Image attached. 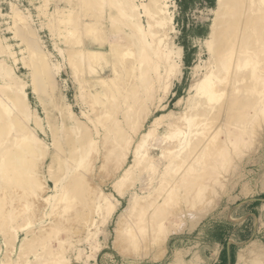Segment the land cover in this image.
Segmentation results:
<instances>
[{"label":"rangeland","instance_id":"obj_1","mask_svg":"<svg viewBox=\"0 0 264 264\" xmlns=\"http://www.w3.org/2000/svg\"><path fill=\"white\" fill-rule=\"evenodd\" d=\"M179 1L0 0V68H4L0 73V182L17 165V192L26 184L45 200L55 195L57 186L62 184L68 196L65 194L57 205L51 201L36 213L25 207L21 212L13 204L5 213L0 211V263L49 264L57 257L59 264H264V204H244L237 212L233 209L264 196V95L260 99L263 106L258 105V111L253 113L260 83H248V89L234 93V97L228 90L236 77L233 74L229 80L227 76L217 83L227 85L224 95L216 99L218 102L204 107L196 105L209 99L205 90L196 95V85L208 69L219 63V43L211 35L218 4L217 0H187L181 8ZM145 4L149 5L148 15ZM250 6L254 19L256 4L248 2L247 8ZM158 7L174 15V21L164 31L153 26L159 17ZM26 23L23 36L21 28ZM240 24L239 33L244 31ZM227 28H222L221 38ZM29 40L45 52L43 60L33 57ZM89 50L99 52L94 61L86 55ZM128 67L131 74H127ZM114 72L122 74L118 81L110 83L111 90L107 91V85L101 82ZM125 78L127 86L122 82ZM116 87L119 92L123 88L121 94ZM16 94L17 107L13 103ZM135 103L144 105L142 113L134 118L136 122L132 118L135 111L131 106L127 108V104ZM231 108L245 113L243 118L233 115L230 119L234 125L238 122L228 129L232 136L224 154L213 158L211 153L215 150H210L199 158L193 157L199 149L201 134L193 146L188 145L191 150L183 149L186 153H182V159L168 155L173 144L177 145L189 130L197 128L201 119L205 120L203 117L185 124V119L176 122V118L185 113L192 117L199 111L208 119L203 124L215 128ZM213 114H221L213 121L215 124L210 119ZM144 116L141 130L138 127ZM174 121L180 130L171 136ZM153 123L155 131L143 141V133ZM211 126L209 130H213ZM117 128H124L127 135L120 139ZM83 141L84 150L91 151L76 166L72 149L76 142ZM140 143L144 146L142 154L148 153L147 157L142 162L139 159L141 163L132 175L118 183L123 170L113 177V172L104 167L105 153L110 156L115 152L112 157L117 159L112 166H121L128 155L124 169L129 168L135 163V147ZM107 144L110 147L105 152ZM173 158L175 162H171ZM89 178L117 207L105 220L92 213L95 209L84 201ZM201 188L206 192L204 200L193 202L190 210L187 196ZM22 195L17 193V198L25 199ZM137 196L155 200L146 219L159 216L153 215L156 203L166 199L164 209L171 210L182 199L186 214L183 220L187 221L177 233L168 236L161 257L149 235L151 224L145 225L144 232L136 238L131 255H121L114 246L120 218ZM245 213L251 216L238 220ZM172 218L169 220L177 224ZM37 230H43L44 235L33 239Z\"/></svg>","mask_w":264,"mask_h":264},{"label":"bare ground","instance_id":"obj_2","mask_svg":"<svg viewBox=\"0 0 264 264\" xmlns=\"http://www.w3.org/2000/svg\"><path fill=\"white\" fill-rule=\"evenodd\" d=\"M84 1H86V0H84ZM248 2H249V4L252 3V5L256 4V8L254 10H256L257 12H256V17L254 19H251V13H250L251 10H249V9H251V6L249 8H247V3ZM217 4H218L217 19H216L215 23L213 24L211 35L213 37V41H216V42L219 43L218 44V49L216 51L219 63L217 64V66H214L213 68L208 69L206 74L202 77V79L196 85V87H195L196 95L200 94L202 90H205V94L209 98L207 101L206 100H203V101L201 100L198 103L196 102V105L204 107L205 105H211V104H213L214 101H217L216 99H219V97H221V95H224V93L226 92V87H227V85L219 86L217 83L220 80L226 78L227 76H228V80H229V77H231L234 74V75H236V77H234L235 79L232 81V83H230V85L228 87V90H231V94L230 95L233 94V96H234V93H237V92L242 91V90H247L248 89V83H250V82H253V81L255 82L256 81V82L260 83L259 84L260 88L257 89V91L255 93V97L258 100L256 99V103H255V105L252 108L253 113H256V111H258L256 107L258 105L259 106L260 105L263 106V103H260V99L262 101V97L264 95V0H217ZM146 5L147 4H145L144 7H145L146 14L148 15V14H150V10L148 8L149 5L148 6H146ZM136 7L134 8V10L137 9ZM144 7H142V8H144ZM156 14H158L159 17L157 18V20H154L155 23H154L153 26H156L157 28H159V29H161L163 31L166 30L168 25H170L171 22L174 21V15L171 14V13L170 14H166V11L163 10V7H158L157 11H156ZM151 15H153V14H151ZM240 23H242L243 27H244V31L241 32V33L238 32L239 29L242 27ZM25 26H27V23L25 25H23V28H21V33H22L23 36H26V33H25L26 27ZM148 26H150V25H148ZM226 26L227 27H231L232 29L230 30ZM222 28H227V29H226L225 34L221 38L220 36H221V32L223 30ZM149 30H150V28H149ZM159 44H161V43H159ZM29 47H30V49L32 51V55H33L34 58L43 60V54L45 52L43 53L40 50V48L37 47V45L35 43H33V41H31V40H29ZM98 53L99 52L96 51V50H89V51L86 52V55L88 56V59H90L91 61H94L96 59V57L98 56ZM231 61H232V65L234 63V65L232 67H231ZM211 67H212V65H211ZM3 71H4V68H2V66H1L0 73L3 72ZM127 72H128L127 74H131V71L129 73V67L127 69ZM230 72H232L231 75H230ZM121 74H118V72H114V73L110 74V77H108L106 79H103L101 84L103 86L107 85V86H105V89L108 91L109 86L112 87V85L110 83H114L116 79L118 81V75L120 77ZM122 82H124L126 84L127 83L126 78H125V81H122ZM124 83H122V84L124 85ZM122 84H121V86H122ZM116 86H119V85L116 84ZM124 86H122V87H124ZM126 86H127V84H126ZM126 86H125V88H126ZM116 88H117V92H119L118 91V87H116ZM114 89H115V86H114ZM109 90H111V89H109ZM122 90H123V88H122ZM122 90L120 89V92H119L120 94H121ZM246 94H248V93H246ZM15 98H16V100L13 99V103L17 107V102H16L17 101V94L15 95ZM114 99H116V98H114ZM126 99H127L126 97L123 99V101L125 103L128 100V99L127 100ZM229 99H231V98H229ZM232 100H234V99H231V101ZM237 104H239V103H237ZM130 106L135 111L134 114L132 113L133 117L131 116L133 119L136 118L139 114H141L142 110L144 108V105L142 103H135L134 105L127 104V108H129ZM227 106H229V104H227ZM258 109H260V107ZM246 110L250 111V109H246ZM244 113L245 112H243V110H241V109L238 110V111L232 109L231 111L228 110L227 112H225L224 113L225 114L224 117H221V114L220 115L219 114H217V115L213 114L212 117H210V119L212 120L213 124H215L213 122L214 120H216V119L218 120L220 117L221 118L219 119V121H220L219 124L216 123L218 125L217 126L214 125L215 128H212V126L210 125L211 128L213 129V130L210 129L211 131L209 130V127H210L209 124L208 125L207 124L204 125L205 124L204 122H207V120H208L205 113H202V112L198 111V113L193 115L192 117H188L187 113L182 114L180 117L176 118V120H175L176 122L178 120L180 121V120H184L185 119V121H186L185 124H189V123H192L193 121L200 120V118H203V117H205V120L203 121L201 119V121H199L198 123L196 122L198 127L195 128V129L193 128L191 131L189 130V132H187L188 134L185 136V138L183 140L181 139L179 141V143L177 142V145L173 144L174 147H172L170 149L169 152H171V153L167 152L168 155H170V154L172 155L173 154L172 156H174V157L177 156V160H179L178 159L179 157H181V159H182L183 158V154L186 153V152H182L183 149H185V147L188 148L189 144L193 146L195 144L194 143L195 138H197L198 136L203 134V136L201 135L202 136L201 140H198L200 142L199 143L200 144L199 149L197 150L198 146H196L197 148L195 147L196 148L195 150H197V152L194 150L196 152V154H195V156L193 155V157L199 158V157H201V155L203 156V155H206V154L210 153V150H212V151L215 150V152L211 151L212 152L211 156H213V158L217 157L220 153L225 152V150L229 148V147L227 148V143H228L229 139H231L232 135L229 133L228 129L231 126H233V127H235V125L237 126L236 123L238 121H236V123L234 125L233 123H230V119H232L233 115L234 116L238 115L237 117L239 119L243 118ZM250 113H251V111H250ZM146 116L143 117L142 122L140 121L141 124L139 125L138 128L141 129V130H142L143 125H144V123L146 121ZM134 120L136 122L137 119H134ZM175 121H174V123H175L176 126H173V128L175 127V129L173 130L174 132L171 133V136L174 135L175 133L179 132V130H180V128H179L180 126ZM117 129H119V128H117ZM155 129H156V123H153L151 128L149 129V131L143 133V135H142L143 136V141H147L151 137V134L155 131ZM115 132L118 133L117 136H119L120 139L124 138V136L127 135V132H126V130L124 128L123 129L120 128L119 130H115ZM138 132H139V130H138ZM24 139H27V138L24 137ZM112 141H114V137H113ZM94 142L95 141H92V144ZM166 142H168V141H166ZM145 143H144V145H145ZM112 144H113V142H112ZM85 145H86V142H84V141L83 142H76V144L74 146V149H72L73 159H74V161H77L76 166L79 163L81 164V160L84 162V158L88 157L87 153L89 154L90 153L89 151H91V148L89 150L88 149L84 150ZM192 146H189V147H192ZM92 147H93V145H92ZM109 147H110V144H109V146L107 144L105 152L109 151ZM121 148L122 147H120V149ZM142 148H144V146L141 143L138 144L135 147V156H134V158H135L134 162L135 163L132 166H130L129 168L125 167V169H124V166H125L126 161H127V158H125V157H127L128 155L125 156V157L123 155V157H124V159L122 160L123 163L121 164V166H120V164L115 163L114 165L118 164V166H116V168H115V167H113L114 165L112 166L113 162L115 161L114 159L116 158V157H112V155L115 152L112 153V155H110V156H109L108 152L105 153V156L102 153L103 154L102 156H104V158H103L104 167L106 169H108V171L111 170L113 172V173H111L113 177L115 175H117V173L119 171L123 170L122 171L123 174L121 175L120 178H118V179H120V181H117L119 183V182L127 179L128 177H130L132 175V173H133L134 168H136L137 164L141 163L142 159H144L143 157H145L148 154L147 153L145 155L146 152H144V154H142V151H141V150H143ZM120 149H117V151L119 150L120 152H122L124 150L123 149L121 151ZM188 149H190V148H188ZM179 150L181 152H179ZM185 150L187 151V149H185ZM146 151H147V148H146ZM227 151H226V153H229V151L228 152ZM128 152H126V153L128 154ZM176 152H179V153H176ZM174 153H176V154L174 155ZM187 153H189V152H187ZM122 154H124V153H122ZM189 154L192 155V152L190 151ZM222 154H224V153H222ZM85 155H87V156H85ZM163 155H165V154H163ZM114 156H115V154H114ZM175 158H173L174 161L171 160V162H175V160H176ZM197 158H195V159L199 160ZM139 159L141 160V162H139L140 161ZM93 161H94V159H93ZM83 162H82V165H84ZM144 164H145V162H144ZM1 166H2V163H1V160H0V168H1ZM150 167L152 168V170H153V168L155 169V166L153 167L151 163H150ZM77 168H79V167H76V169ZM112 168H113L114 171L112 170ZM186 170H187V168H186ZM9 171H10V173H8V177L6 178V177L3 176L2 177V181L0 182V203H1V206H3V207L0 208V211H2L1 213H5L8 210L6 208H8L10 204H13L14 206L16 205L18 207L17 209H20V211H21V209H23V207H25V210H27L28 212L35 210L34 212L36 213V211L38 209H41V208L43 209V207L48 206L49 204H51V201L54 202V204L57 205V203H59L61 201V198L66 194V192H65L66 190L65 189H64L65 191L62 190L63 188H65V186H62V184H61V186L58 187L57 186L58 183H57L56 184V186H57L56 194L51 196L50 198L42 200V199H40L39 195L36 192L33 191L31 186H26V184H25V187L24 188H20L21 191H19L25 197V199L21 200V199L17 198V193H19V192H17V189H19V186H17V165L12 166V168L9 169ZM175 171H177V167H176ZM184 172L186 173V171H184ZM68 173H70V172L67 171V174ZM154 173H155V171H154ZM108 174H110V173L108 172ZM73 176H75V175H73ZM110 176L111 175H109V177ZM86 178H84V179L86 180ZM87 180L89 182L88 195H86L84 201L90 203L93 206V208L95 209L96 213L93 212V211H92V213H94V214L98 213L97 216L98 217L100 216L102 220L103 219L105 220L107 218V216H110L111 214H113V212L116 210L117 207L112 202L111 198L108 195H105L106 194L105 192H104L105 194L103 192H101V189H99V186H97L92 179L89 178ZM9 181H10V184L8 183ZM83 184H84V182H83ZM115 184L117 185V183H115ZM118 187H120V186H118ZM116 189H117V187H116ZM142 190L144 191V189H142ZM118 192H119L118 194L121 195L120 190H118ZM203 192H205V191H203V189L201 188L195 193L194 192L193 193L190 192V194L188 196L186 195L187 196V202H186L187 207L188 208L191 207L193 202H196V201H202L203 202V200H204L203 197L206 194V192L205 193H203ZM101 193H103V195H101ZM153 193H152V195H154ZM11 195H13V197ZM97 195H101V198H99ZM152 195H151V197H152ZM65 197H68L67 194L65 195ZM98 198H99V202H97ZM158 198H159V196H158ZM24 200H27V204L25 203ZM57 201H59V202H57ZM166 201L167 200L165 199V201H163V203H160V204L156 203V206L154 207V214L153 215H155V214L158 215L159 214V216H156L157 218L155 217L153 219H150V218L146 219L145 215H146V213L148 211V208L149 207H153V205L155 204V200H151V199L150 200L149 199L145 200L144 198H139V197L138 198L134 197L131 200V203H130L129 207L126 210V214L121 216L120 221L118 223V227L116 228V239L114 241V246H115V248L118 250V252L121 255L129 256V255L132 254V252H133L132 245L136 241H138L136 238L140 237V233L142 231L144 232L145 225H147V224L148 225L151 224V226H152V230L151 231L149 230V235H150L151 240H153L154 246H156L157 250L159 251L160 257L164 254V252L166 251L165 244H166V241L168 239V236L170 234L177 233L179 231V229L181 228V226L183 227L185 225L186 221H187V220L186 221L183 220V218L186 217V214H185V208L182 205L181 197H180V199L178 201H176V203H175L176 205L175 206H177V208H175V209H173V208L171 210L170 209L169 210L168 209H164L165 206H166ZM94 209H92V210H94ZM162 210L163 211L165 210V212H163ZM86 211H88V210H86ZM191 212H189V214ZM73 213H75V212H73ZM160 213H162V215H165V216H162ZM47 215H48V213H47ZM190 215L192 216L193 214H190ZM171 217H173L172 219H176L178 223L177 224H173L169 220V218H171ZM43 219H44V215H43ZM94 220L93 221L90 220L91 221L90 223H94L95 222ZM164 227H167V229L164 230ZM38 231L39 230H37V233H36V235H34L33 239L34 238L37 239L38 236L40 237L41 235H44V234H42L43 230H42V232H38ZM145 239H146V237H145ZM27 243H28L27 241L24 242L22 244V248H24ZM8 257H7V259H8ZM10 259H11V257L9 258V260ZM9 260H6V261L10 262ZM44 263L47 264V261L44 262ZM0 264H3V262L0 263ZM49 264H59V259H57V257L56 258L54 257L53 261L50 262Z\"/></svg>","mask_w":264,"mask_h":264},{"label":"crops","instance_id":"obj_3","mask_svg":"<svg viewBox=\"0 0 264 264\" xmlns=\"http://www.w3.org/2000/svg\"><path fill=\"white\" fill-rule=\"evenodd\" d=\"M261 203L264 204V196H260V197H257L255 199L242 202L239 205H237L236 209H235V207L233 209L236 210V212H237V208L239 209L244 204H250V205H253L254 207H257V205H260ZM249 216H251V213H245L244 215L240 216V218H238V220L243 219L245 221L249 218ZM234 244H236V243H234Z\"/></svg>","mask_w":264,"mask_h":264},{"label":"trees","instance_id":"obj_4","mask_svg":"<svg viewBox=\"0 0 264 264\" xmlns=\"http://www.w3.org/2000/svg\"><path fill=\"white\" fill-rule=\"evenodd\" d=\"M187 0H181L179 1V6L182 8L183 6H186Z\"/></svg>","mask_w":264,"mask_h":264}]
</instances>
